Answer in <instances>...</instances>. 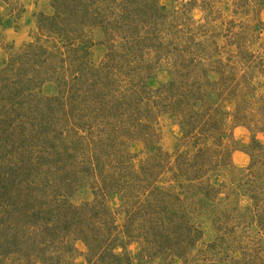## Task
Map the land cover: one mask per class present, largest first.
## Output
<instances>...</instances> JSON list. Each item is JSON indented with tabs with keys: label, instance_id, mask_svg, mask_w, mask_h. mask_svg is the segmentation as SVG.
<instances>
[{
	"label": "rangeland",
	"instance_id": "1",
	"mask_svg": "<svg viewBox=\"0 0 264 264\" xmlns=\"http://www.w3.org/2000/svg\"><path fill=\"white\" fill-rule=\"evenodd\" d=\"M4 67L0 264H264V0H0Z\"/></svg>",
	"mask_w": 264,
	"mask_h": 264
},
{
	"label": "trees",
	"instance_id": "2",
	"mask_svg": "<svg viewBox=\"0 0 264 264\" xmlns=\"http://www.w3.org/2000/svg\"><path fill=\"white\" fill-rule=\"evenodd\" d=\"M27 48H26V50H25V52H27V50L29 51V53H31L32 55H35V53H33L34 51H35V47H33V45H27L26 46ZM37 52V51H36ZM38 53V52H37ZM8 70H11V69H8V68H0V74H1V76L2 75H4V77H5V74H7L8 75ZM6 75V76H7ZM7 78H8V76H7ZM6 83V82H5ZM9 83H11V82H9ZM6 84H8V81H7V83ZM0 126H1V124H0Z\"/></svg>",
	"mask_w": 264,
	"mask_h": 264
}]
</instances>
